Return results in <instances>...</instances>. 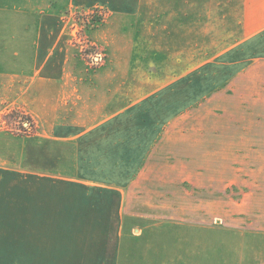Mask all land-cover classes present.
<instances>
[{"label":"crops","instance_id":"0c3cea01","mask_svg":"<svg viewBox=\"0 0 264 264\" xmlns=\"http://www.w3.org/2000/svg\"><path fill=\"white\" fill-rule=\"evenodd\" d=\"M147 2L0 0V118L6 106L35 128L31 135L0 128V255H20L25 264H52L53 255H114L119 264L121 255H145L169 264V255H196L168 233L170 224L185 226L171 217L186 210L187 196L218 203L232 195L234 179L254 172L237 173L235 164L259 172V162L246 159L261 156L253 130L181 122L180 107L171 114L165 102L169 88L141 96L125 88L137 28L121 29L145 18ZM95 4L109 10L118 32L97 30L108 58L90 73L65 44L59 13ZM241 5L244 33L262 38L264 0ZM181 92L172 96L184 105Z\"/></svg>","mask_w":264,"mask_h":264},{"label":"rangeland","instance_id":"374dc122","mask_svg":"<svg viewBox=\"0 0 264 264\" xmlns=\"http://www.w3.org/2000/svg\"><path fill=\"white\" fill-rule=\"evenodd\" d=\"M148 1L151 2L143 4L147 11L145 18L134 27L126 24L121 29L125 34L137 28L132 38L135 49L131 75L125 88L136 86L137 96L169 88L170 100L165 102L171 114L172 108L180 107L181 122L233 124L234 130L251 129L250 134L261 145V156L255 152L250 153V159L246 158L249 162L253 159L259 162V172L254 165H234L237 173L245 166L254 172L246 181L235 174L234 190H229L231 196L218 197V203L211 202L212 195L187 196L186 210L172 213V223L182 219L185 226L170 224L168 233L171 237H182L186 248L194 247L196 255L189 252L169 255L168 262L264 264V35L261 38V31L252 35L244 33L241 0ZM110 22L109 10L98 4L68 7L59 13L65 44L80 57L90 73L107 61L108 51L96 42L94 35L107 25L118 32L117 25H109ZM95 55H101L102 59L97 65L92 64ZM143 76L148 80L144 81ZM181 79L182 85L177 83ZM182 86L184 105L176 94L172 96L174 92L183 95ZM2 111L0 128L3 131L20 135L34 133L33 125L30 133L20 126V121L29 119L26 115L6 106ZM11 112L13 117L6 118ZM173 202L171 199V206ZM110 229L106 231L112 235L113 228ZM113 260L114 255H53L51 263L113 264ZM152 260L151 257L147 260L145 255H121L119 264H152ZM0 264L25 262L20 255H0Z\"/></svg>","mask_w":264,"mask_h":264},{"label":"built area","instance_id":"2783aa9c","mask_svg":"<svg viewBox=\"0 0 264 264\" xmlns=\"http://www.w3.org/2000/svg\"><path fill=\"white\" fill-rule=\"evenodd\" d=\"M101 55H95L94 57H93V60H92V64L93 65H97L99 62H101ZM4 122V121H3ZM20 123V126L22 127V130L24 131V132H27V133H30L31 132V129H32V123H31V121L29 122V121H20L19 122Z\"/></svg>","mask_w":264,"mask_h":264},{"label":"trees","instance_id":"16d2710c","mask_svg":"<svg viewBox=\"0 0 264 264\" xmlns=\"http://www.w3.org/2000/svg\"><path fill=\"white\" fill-rule=\"evenodd\" d=\"M12 117H13V113H12V112L6 116V118H8V119H10V118H12ZM25 121H29V119H27V120H25Z\"/></svg>","mask_w":264,"mask_h":264}]
</instances>
